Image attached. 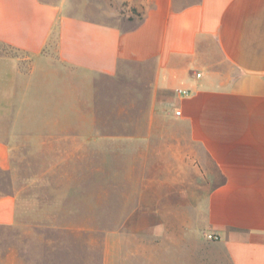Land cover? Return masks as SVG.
I'll return each mask as SVG.
<instances>
[{
    "label": "crops",
    "instance_id": "crops-1",
    "mask_svg": "<svg viewBox=\"0 0 264 264\" xmlns=\"http://www.w3.org/2000/svg\"><path fill=\"white\" fill-rule=\"evenodd\" d=\"M105 1L96 16L86 0H0L15 51L0 52V171L21 135L125 159L109 172L126 224L105 233L103 264H264V0ZM123 3L125 20H103ZM123 74L141 79V112L104 134L98 80ZM17 219L0 191V225Z\"/></svg>",
    "mask_w": 264,
    "mask_h": 264
},
{
    "label": "rangeland",
    "instance_id": "rangeland-1",
    "mask_svg": "<svg viewBox=\"0 0 264 264\" xmlns=\"http://www.w3.org/2000/svg\"><path fill=\"white\" fill-rule=\"evenodd\" d=\"M107 6L105 0H86L89 15L101 16ZM129 11L123 3L120 18L103 20L120 24ZM3 51L13 50L0 45ZM129 69L140 71L142 66L135 63ZM140 80L131 74L98 80L99 129L104 134L125 133L126 117L132 111L140 115ZM28 139L19 136L11 170L0 171V191L16 195L18 215L14 224L0 225V264H103L105 233L126 224L117 220L126 207L109 172L125 159L79 158L76 148L61 156V151L33 147ZM76 145L70 142L71 149ZM95 168L106 173L94 174Z\"/></svg>",
    "mask_w": 264,
    "mask_h": 264
},
{
    "label": "built area",
    "instance_id": "built-area-1",
    "mask_svg": "<svg viewBox=\"0 0 264 264\" xmlns=\"http://www.w3.org/2000/svg\"><path fill=\"white\" fill-rule=\"evenodd\" d=\"M177 91H178V93L180 95H184V96H188L190 94L189 90H185V89H181V88L177 89ZM175 114L176 115H180L181 114V111L180 110H176ZM207 238L210 239V240H214L215 241V240H218L219 239V236L218 235H215L213 233H209L207 235Z\"/></svg>",
    "mask_w": 264,
    "mask_h": 264
}]
</instances>
